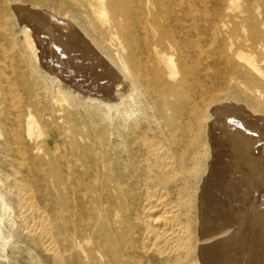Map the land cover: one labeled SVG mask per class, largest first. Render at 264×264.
I'll return each mask as SVG.
<instances>
[{"label":"bare ground","instance_id":"bare-ground-1","mask_svg":"<svg viewBox=\"0 0 264 264\" xmlns=\"http://www.w3.org/2000/svg\"><path fill=\"white\" fill-rule=\"evenodd\" d=\"M211 4L0 0L1 264H234L208 216L264 189V0Z\"/></svg>","mask_w":264,"mask_h":264},{"label":"rangeland","instance_id":"rangeland-1","mask_svg":"<svg viewBox=\"0 0 264 264\" xmlns=\"http://www.w3.org/2000/svg\"><path fill=\"white\" fill-rule=\"evenodd\" d=\"M213 1L214 0H208L209 4H210V2H212L211 6L213 5ZM235 1H237V4H240V5H245L246 4V0H235ZM78 74L79 73H77V75H76L77 78H80L82 80H85V79L88 80V78L91 79V77H89L91 75V73H88V74L86 73L85 76H83L84 73H82V74L80 73L79 75ZM31 79H32V77H31ZM0 96H1V93H0ZM108 101L111 102V103L112 102L114 103V102H118L119 99L117 97H112ZM64 107H65L64 108L65 109V116L66 115L68 116V119L67 120L71 124H73L74 123V120L76 119V117L73 116V114H72V112L75 111L74 108L72 106H70L69 103H66L64 105ZM78 110L82 114L81 115L82 118L83 117L86 118V109L81 106ZM50 126H51V124H50ZM36 130H37L36 131V135H38L39 134L38 128ZM53 131L50 130V134L52 136L54 135V132ZM40 138L41 139H45V145L43 146V149L40 152H37V151H35V149H32L31 150V154L34 157H36V160L38 161L37 162L38 163V166H40L41 168H43V169L46 170V169H48V159H49V154H48V150L47 149L50 146H54L55 142L56 141H59V139L57 137H45V134L40 135ZM61 149H62V146H61L60 150ZM6 168H10V166L8 165V166H6ZM240 175H242V174L239 173L238 176H240ZM237 185H238V187L235 188V189L234 188H231V189H222V188L219 189V188H216V190L215 189L213 190V196L212 197L215 200V203L212 202V208H210V209H212V211L209 210L210 211L209 212V216H208L209 221H212V223L215 226H222L224 224H227V226H236L237 229L240 227L238 229V231H237V234H236L237 235V242H236L237 244L236 245H238L237 246L238 249H237L236 255L233 257L234 260H235L234 264H255V263L256 264H264V220H262V219H264V217L257 218V217H255V214H253V212L255 213V209L256 208H257L256 209V211H257L258 209L259 210L262 209L263 206H264V204H263L264 203V189H261L260 188V189L257 190L256 188H251V187L248 188V185H244L245 186L244 187L240 183L237 184ZM226 190H227V192H226ZM229 190H232V191L230 192ZM246 191H247V193H246ZM250 191L253 192L254 194L253 193H250ZM240 192H242V193H240ZM253 197H254V199H253ZM243 199H244V201H243ZM219 200L222 203L219 202ZM229 202H231V203H229ZM256 202L259 203V204L257 205ZM233 204H235V206ZM213 205H216V207L213 206ZM220 206H222V207H220ZM254 207H255V209H254ZM233 208H234V210H233ZM250 211L252 212V214H251ZM220 212H221V214H220ZM235 214H236V218L234 216ZM223 215L225 216V218H224ZM229 215L231 216V218H229ZM222 216H223V219H222ZM233 216H234L235 220H237V221L234 222V223H231V222H233V219H234ZM252 216H253V218H252ZM228 222H229V224H228ZM239 230L242 231V232H240ZM8 249L10 250V246H9ZM238 250H239V253H238ZM1 261H3V258H0V262ZM239 261H241V263Z\"/></svg>","mask_w":264,"mask_h":264}]
</instances>
